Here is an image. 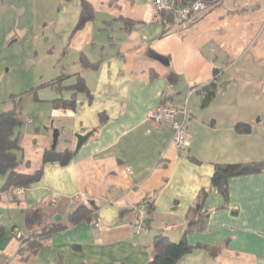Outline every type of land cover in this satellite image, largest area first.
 Segmentation results:
<instances>
[{
	"label": "crops",
	"instance_id": "crops-1",
	"mask_svg": "<svg viewBox=\"0 0 264 264\" xmlns=\"http://www.w3.org/2000/svg\"><path fill=\"white\" fill-rule=\"evenodd\" d=\"M205 1L199 20L182 27L163 25L153 0H0V49L30 61L19 104L22 113L33 104L39 119H22L15 171L42 172L20 193L3 191L0 177V264H148L157 235L214 249L176 264H264V171L230 177L224 194L211 186L214 164L264 158V0ZM209 83L215 95L203 106ZM72 94V110L53 107ZM159 106L186 109V149L175 150L169 126L148 118ZM238 124L250 132L237 133ZM53 129L55 150L72 152L65 165L43 164ZM90 131L75 152V135ZM200 191L203 229L184 233ZM78 204L93 209L90 221L34 252L23 245L66 224Z\"/></svg>",
	"mask_w": 264,
	"mask_h": 264
},
{
	"label": "trees",
	"instance_id": "trees-1",
	"mask_svg": "<svg viewBox=\"0 0 264 264\" xmlns=\"http://www.w3.org/2000/svg\"><path fill=\"white\" fill-rule=\"evenodd\" d=\"M179 2V0H177ZM87 8L84 6L81 14L80 23L86 20ZM163 25L171 24L174 20L172 14L160 12L157 14ZM75 90H83V85L78 83ZM214 83H209L201 87L203 93V106L210 102L215 95ZM34 94V92H31ZM17 98L15 101L14 99ZM21 95L12 96V108L0 113V177L4 178L2 185L3 191H12L14 189H26L32 184L36 183L42 172L39 171L32 176L22 175L15 170L21 163V147H20V129L24 122L21 118V108L19 99ZM75 96L72 94L70 99H55L52 105L56 109H70L74 108ZM235 131L239 134H248L250 132L249 125L238 124L235 126ZM72 152L66 150L57 152L56 150H48L43 155V164L49 162H58L65 165L71 158ZM213 175L211 177V186L216 188L219 192H226L227 180L233 176H240L246 174H255L264 171V158L258 162L240 163V164H214ZM205 195L204 191H200L197 201L189 207L186 214V227L184 233L192 230H202L206 218V213L201 210V198ZM146 210H151L149 203ZM93 209L85 204H78L73 208L71 216L66 224H53L47 226L39 234H33L27 239L23 240V245H30L29 250L36 251L41 246V242L57 233L62 232L70 226L77 225L81 222L90 221L93 216ZM2 228H0V236ZM32 238L34 240L32 241ZM153 255L148 264H176L181 258L191 253L195 249H204L214 255V249L202 245L195 247L189 246L184 240L177 243L170 241L163 235H157L153 238L152 243Z\"/></svg>",
	"mask_w": 264,
	"mask_h": 264
},
{
	"label": "built area",
	"instance_id": "built-area-1",
	"mask_svg": "<svg viewBox=\"0 0 264 264\" xmlns=\"http://www.w3.org/2000/svg\"><path fill=\"white\" fill-rule=\"evenodd\" d=\"M205 0H192L189 3L181 4L177 0H153L151 11L157 15L160 12L172 14L174 20L182 27L194 25L206 12ZM180 116V118H178ZM187 111L185 108L176 109L168 106H159L149 112L148 118L155 124H167L172 132L170 144L175 150H184L189 146V140L185 128ZM23 189H14L10 193H20ZM54 204V201L52 202ZM144 204L135 218L134 228L141 231L144 228Z\"/></svg>",
	"mask_w": 264,
	"mask_h": 264
},
{
	"label": "rangeland",
	"instance_id": "rangeland-1",
	"mask_svg": "<svg viewBox=\"0 0 264 264\" xmlns=\"http://www.w3.org/2000/svg\"><path fill=\"white\" fill-rule=\"evenodd\" d=\"M8 48L0 49V112L11 109L12 105L8 102L11 95H19L28 90L33 73L30 61L26 60L23 66L22 60L17 57L18 53L15 55ZM26 113L35 122L39 120L36 118L38 109L28 101L21 114L23 120L27 118Z\"/></svg>",
	"mask_w": 264,
	"mask_h": 264
},
{
	"label": "water",
	"instance_id": "water-1",
	"mask_svg": "<svg viewBox=\"0 0 264 264\" xmlns=\"http://www.w3.org/2000/svg\"><path fill=\"white\" fill-rule=\"evenodd\" d=\"M208 1V0H207ZM93 135V131H90L86 133L85 135H75V152H78L79 149L82 147V145ZM58 137H59V131L57 129L52 130V135H51V149L55 150L57 142H58ZM60 217L56 216L55 220H59Z\"/></svg>",
	"mask_w": 264,
	"mask_h": 264
}]
</instances>
